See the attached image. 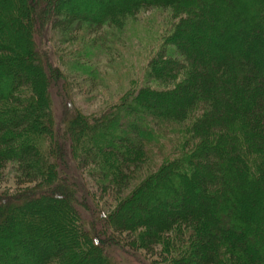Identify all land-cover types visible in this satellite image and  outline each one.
<instances>
[{
	"label": "trees",
	"instance_id": "obj_1",
	"mask_svg": "<svg viewBox=\"0 0 264 264\" xmlns=\"http://www.w3.org/2000/svg\"><path fill=\"white\" fill-rule=\"evenodd\" d=\"M153 9L169 24L142 82L98 114L64 97L56 121L50 92L67 78L40 52L44 26L95 81L78 61L116 59L126 21ZM8 173L23 189L0 193V264H264V0H0V182ZM60 173L77 203L57 195Z\"/></svg>",
	"mask_w": 264,
	"mask_h": 264
},
{
	"label": "rangeland",
	"instance_id": "obj_2",
	"mask_svg": "<svg viewBox=\"0 0 264 264\" xmlns=\"http://www.w3.org/2000/svg\"><path fill=\"white\" fill-rule=\"evenodd\" d=\"M64 9L65 8L63 7V10ZM29 15L31 18H34V20L37 16L32 10ZM167 15V10L153 9L140 14L135 19H129L126 21L122 28V32L119 34L124 37L122 41L126 43L123 44L122 42L121 46L116 48L119 50V56L116 59L108 60L101 54H97V56H95L96 59L93 60H87L84 57L81 58L77 65L84 64L93 70L96 75L95 81L90 80V78L88 79V77L84 80L85 77L80 71H78V68L73 67L75 66L74 63L76 62V58L72 57L74 54H70L73 50L75 51V46L72 42L64 41L59 35H57V32L52 31L50 33V26H44V36L42 40L38 42L37 37L34 38V40L40 44V52L50 57L52 66L57 67L56 69L61 72V75L65 74L67 78L65 79L62 77L65 83L57 86L53 85L50 92L51 107L55 120L57 121L61 119L60 115L63 110L64 102L62 99L64 97L67 98V96H69L71 99V106H69V109L74 108L81 111L83 114H98L102 111L105 112L111 105L117 102L121 98V95L129 90L134 83L140 84L143 80V76H141L142 74L139 69H141L144 53H147L151 48L155 50L158 46L161 33L167 29L169 24ZM35 28H37L36 25H34V32L37 30H35ZM81 36L84 42L89 41L88 37H84L83 34H81ZM42 42L45 46L42 45ZM84 47L86 48V46L79 47V52H83ZM90 51H92L94 55L95 48H91ZM132 81L136 82L132 83ZM150 87L153 88L154 85L152 84ZM156 91H162V89H157ZM59 134V138L62 136L64 139L66 138L65 132H59ZM68 146L69 145H67V149L69 148ZM70 154L71 153L69 152L68 156H70ZM70 158L71 157H69V159ZM69 163L66 161L65 164L67 166H71ZM78 169L79 168L75 169V173L79 174L80 177L83 178L84 171H81V175L80 170ZM148 169L146 168V170L143 171L145 175L149 172ZM67 176L69 175L60 173V180L57 181L54 189L57 191V195H62L66 192L71 194L72 200L77 203L80 199L78 194V183H76L77 181H74V183L70 182L68 179L70 177L66 178ZM84 181L87 182L86 178ZM22 189L23 188L20 189L19 187L13 185L11 173H8V175L0 182V193L6 192L7 194H15ZM48 201L51 203H47L51 204L55 208V217L64 218L63 222L66 224L69 223L70 228L75 230L76 223L74 221H70V212L64 210L62 206L61 208L58 207L59 205L55 206V204L58 203V200L56 201L51 198V200L49 199ZM153 205L154 204L146 205L142 210H139L137 212L139 218L154 213V211L158 208H154ZM90 210L95 209L89 208V212ZM12 211L14 213H18V210L15 208H12ZM139 254L145 262L149 263L151 260L149 255H147L144 251H139Z\"/></svg>",
	"mask_w": 264,
	"mask_h": 264
}]
</instances>
